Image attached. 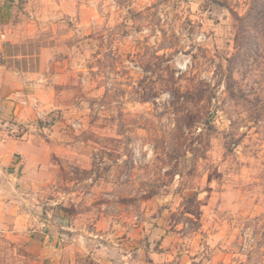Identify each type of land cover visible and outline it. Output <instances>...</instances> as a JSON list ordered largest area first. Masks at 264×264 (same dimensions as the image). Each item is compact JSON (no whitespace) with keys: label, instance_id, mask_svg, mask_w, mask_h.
Masks as SVG:
<instances>
[{"label":"rangeland","instance_id":"1","mask_svg":"<svg viewBox=\"0 0 264 264\" xmlns=\"http://www.w3.org/2000/svg\"><path fill=\"white\" fill-rule=\"evenodd\" d=\"M5 2L42 173L0 209V264H101L158 230L178 264H264V0Z\"/></svg>","mask_w":264,"mask_h":264},{"label":"crops","instance_id":"2","mask_svg":"<svg viewBox=\"0 0 264 264\" xmlns=\"http://www.w3.org/2000/svg\"><path fill=\"white\" fill-rule=\"evenodd\" d=\"M11 0H4V2ZM15 1V0H13ZM3 2V0H1ZM5 2V3H6ZM4 3V4H5ZM6 6V5H4ZM16 72V74L14 73ZM23 86L21 76L17 71H12L4 65H0V209L9 206L10 199H14L20 209H24L26 194L32 189L40 190L37 185L41 180L42 171L38 168L31 169L32 164L40 160L39 143L34 138H26L24 124L21 123L24 107L20 97L24 94L19 90ZM25 97V96H24ZM16 120L21 129V136H12L7 123ZM23 126V127H22ZM48 177H43L47 179ZM42 182V181H41ZM51 182V180H49ZM28 189V191H27ZM14 195H17L15 199ZM162 234V233H161ZM160 230L152 231L146 235L145 242L133 241L137 245L136 250L124 251L111 259L101 260V264H178L173 262L167 247L168 236L161 235ZM138 235V233H137ZM157 235V236H155ZM139 236H144L139 235Z\"/></svg>","mask_w":264,"mask_h":264}]
</instances>
